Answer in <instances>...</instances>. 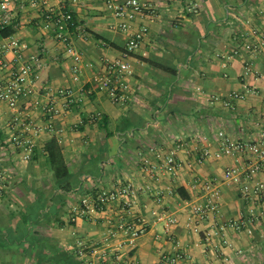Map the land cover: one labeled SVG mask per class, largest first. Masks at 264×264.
Instances as JSON below:
<instances>
[{"label": "crops", "instance_id": "1", "mask_svg": "<svg viewBox=\"0 0 264 264\" xmlns=\"http://www.w3.org/2000/svg\"><path fill=\"white\" fill-rule=\"evenodd\" d=\"M44 1L14 5V34L27 54L41 52L47 65L35 91L15 108L0 101V264H99L117 248L130 264H173L166 257L176 253V264H264V201L243 198L237 185L222 179L225 166H244L248 157L222 153L216 134L220 128L237 138H264V0H148L152 14L135 16L127 29L119 27L122 19L107 0ZM63 7L73 14L70 35L81 57L77 80L54 25L46 26L47 10ZM140 26L146 34L126 52L127 39ZM247 42L258 49H246ZM113 58L131 65V73L122 75L129 86L124 101H112L96 86L105 59ZM247 62L257 72L246 71ZM59 89L70 90L72 108L64 107ZM235 91L243 98L224 107L221 99ZM48 100L55 103L53 115L41 109ZM15 116L26 125L10 127ZM196 130L206 142L193 138ZM15 134L35 140L26 160L12 142ZM175 138L184 141L180 172L157 180L148 171L159 162L154 150L170 149ZM52 140L62 168L58 178L47 153ZM205 143L218 154L194 162ZM203 178L219 186L220 204L217 214L199 220L191 210L205 200ZM257 180L264 173L251 184ZM127 183L136 188L128 210L113 201L100 217L73 214L84 197ZM178 187L188 199L175 192ZM160 211L176 217L168 230L157 219ZM237 217L245 221L239 229L231 223ZM127 219L144 228L132 244L120 228Z\"/></svg>", "mask_w": 264, "mask_h": 264}, {"label": "built area", "instance_id": "2", "mask_svg": "<svg viewBox=\"0 0 264 264\" xmlns=\"http://www.w3.org/2000/svg\"><path fill=\"white\" fill-rule=\"evenodd\" d=\"M44 3V0H29V5L35 7L39 2ZM85 0L80 3L84 4ZM15 0H0V28L10 25L14 29L17 27L15 21ZM25 4L21 3L20 8H24ZM106 7L110 9L116 17L121 18L119 27L127 29L130 27V21L135 16L151 15L153 12L152 4L148 0H122L115 2L112 0L106 1ZM194 9L197 7L194 5ZM47 19L46 26L52 23L55 28L54 36L63 45L64 51L73 59L74 65L72 67V78L78 79V66L80 61V53L72 42L70 31L74 26L73 14L70 9L63 7L56 12L47 10L45 13ZM147 32L146 26H140L135 29L125 44L126 52H131L135 49ZM264 40V36H262ZM26 43L17 37L14 32L7 36H0V73L6 70V75H0V101L6 103L10 108H15L18 102L26 97H29L36 89L35 84L40 80L41 71L47 65V60L41 52L27 54L25 52ZM244 47L248 50L254 51L258 49V45L247 42ZM238 49H234L232 54L238 53ZM11 52L12 58L7 60L6 53ZM246 71L257 72L252 68L251 62L245 63ZM131 73V65L124 58L105 59L104 73L95 77L96 86L100 90H105L111 97L112 101H124L127 98L128 84L122 80L123 74ZM58 95L64 98V107L72 108L74 101L69 89H59L56 91ZM230 99H221L222 105L226 108H233V100L243 98L244 92L235 91L230 95ZM37 101L34 102V107H38ZM44 114L53 115L56 112L55 103L53 100H48L41 105ZM26 125L20 121L18 116L14 117V121L10 123V127L15 128V124ZM217 139L220 142V151L224 154L238 153L240 155L246 154L248 163L244 166L227 165L222 172V179L231 182L238 186L240 194L243 198L251 199L259 197L264 201V180H257L251 184L254 176L258 173H264V138L248 139L237 138L227 135L223 129L218 128L216 131ZM193 138L197 141H207V137L203 136L199 130L192 133ZM12 142L22 147V158L28 159L33 152L35 140L33 138H25L19 135H12ZM182 138H175L173 146L167 150L156 149V156L159 159L158 163H150L148 171L154 175L155 179L174 178L177 177L182 161L179 158V151L183 147L184 141ZM197 147V146H195ZM153 147H150V150ZM218 152L211 151L207 143L199 148V153L194 159V162L202 163L212 154ZM191 162H187L190 166ZM201 190L205 193V200L199 202L192 207V214L194 218L202 220L210 215L219 212L220 204V189L214 180L203 178L201 180ZM136 192V188L127 183L119 186L113 190H100L96 195H90L81 199L77 206L73 207V214L90 215L95 213L100 217L104 207L113 201H118L121 208L128 210L132 204V195ZM156 201L160 203L161 197L156 196ZM71 219H74L72 216ZM157 219L162 220L165 230H168L170 225L175 223L176 217L170 215L165 211H160ZM244 219L237 217L232 219L231 223L237 229L244 224ZM122 231L126 234L124 242L132 244L135 239L144 230L139 227L133 220H125L120 226ZM121 243H119L120 245ZM118 245V246H119ZM83 246V245H82ZM83 248L78 251L81 253ZM106 254V253H104ZM108 256V254H107ZM181 255L176 253L173 256L166 257V261L176 264ZM88 264H96L93 259L88 260ZM99 264H130L127 260L122 258L120 249H115L109 253V258L105 255L99 259Z\"/></svg>", "mask_w": 264, "mask_h": 264}, {"label": "trees", "instance_id": "3", "mask_svg": "<svg viewBox=\"0 0 264 264\" xmlns=\"http://www.w3.org/2000/svg\"><path fill=\"white\" fill-rule=\"evenodd\" d=\"M73 22H74V20H73ZM12 33H13V28L10 25H7L3 28H0V36H7V35H10ZM53 145H54V141L52 140L47 145V153L49 154V159H50L51 164H55L54 172L58 178V176L59 177L61 176L60 173L62 171V168H61V163L56 165V163H58V162H57L56 154L54 153L55 148ZM62 166H64V164H62ZM175 192L178 193L182 199H188V195L184 192V189L182 187H178L175 190Z\"/></svg>", "mask_w": 264, "mask_h": 264}]
</instances>
